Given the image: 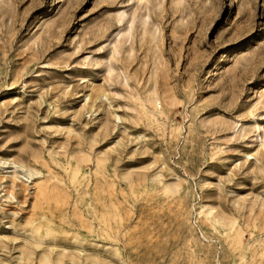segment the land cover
<instances>
[{"label":"rangeland","instance_id":"1","mask_svg":"<svg viewBox=\"0 0 264 264\" xmlns=\"http://www.w3.org/2000/svg\"><path fill=\"white\" fill-rule=\"evenodd\" d=\"M0 264H264V0H0Z\"/></svg>","mask_w":264,"mask_h":264}]
</instances>
